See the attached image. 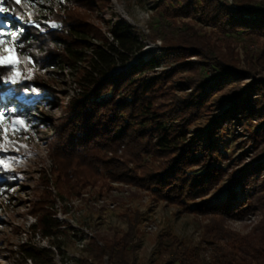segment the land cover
I'll list each match as a JSON object with an SVG mask.
<instances>
[{
  "label": "rangeland",
  "instance_id": "1",
  "mask_svg": "<svg viewBox=\"0 0 264 264\" xmlns=\"http://www.w3.org/2000/svg\"><path fill=\"white\" fill-rule=\"evenodd\" d=\"M233 4L234 0H21L20 4L4 0L9 11L0 13L4 29L0 264H24L21 248L50 246L52 239L40 234L44 217L60 224L53 238L57 246L52 248V264H105L106 257L96 260L93 250L120 236L129 224L136 231L135 264H164L155 255L162 235L190 250L197 247L199 264H214L211 248L218 241L213 234L244 235L261 223L264 167L243 184L252 198L250 209L240 217L188 208L225 196L242 169L264 164V108L239 114L230 110L233 98L244 96L240 91L248 87L255 89L249 92L252 98L264 103V32L230 31L228 11ZM120 21L143 44L126 67L150 57L158 64L138 76L139 82L150 80L145 93L151 103L140 116L128 118L133 138L127 142L113 141L109 133L91 138L87 125L98 122L90 118L75 122L69 106L83 90L80 82L89 51L76 45L81 59L55 65L62 53L50 40L56 34L70 39L68 27L73 24L87 33L83 37L87 42L101 44L108 29ZM21 28L23 33L14 39L10 32ZM25 33L36 37L27 42ZM219 65L225 68L221 74ZM159 124L175 142L168 149L155 145ZM204 140L216 144L208 154L220 152L214 155L218 169L206 182L205 195L193 199L181 195L178 203L162 198L150 186L151 180L179 153H196ZM199 151L198 164L186 169L179 165L183 173L193 176L207 170L206 151ZM118 174L142 178L141 185L118 181ZM234 188L231 194L240 190Z\"/></svg>",
  "mask_w": 264,
  "mask_h": 264
},
{
  "label": "trees",
  "instance_id": "2",
  "mask_svg": "<svg viewBox=\"0 0 264 264\" xmlns=\"http://www.w3.org/2000/svg\"><path fill=\"white\" fill-rule=\"evenodd\" d=\"M228 13L230 14L228 18V23L230 22L229 26L231 27H229L230 31L247 34L264 32V0L253 3L251 0H234V4ZM68 31L71 36L70 39L57 34L50 38L54 45L61 48L60 51L62 53L58 54L60 56L55 62L52 61L55 65H58L59 61H66L65 64H71L77 59H81L79 51L74 49L76 45H80L81 48H86L89 51L88 55H86V66L81 77L82 82H80L83 90L70 101V115L76 123L83 119L87 121L88 118L91 119L90 121L98 122L94 124V126L96 125L95 128L87 125L86 134L93 136L91 138L109 133L112 135L113 141L126 139L127 142L128 139L133 138L128 128V121H130L128 118L140 116L143 107L151 103L150 96L145 93V88L148 87L150 80L139 82L138 76L143 71L151 70L158 66L155 58L150 57L137 65L126 67L131 56L140 51L143 44L139 40L138 35L125 22L114 23L108 29V38L101 44H92L83 39L87 33L76 25L70 24ZM27 36L30 38L27 39ZM22 37L28 42V40H32L36 36L25 33ZM36 39L39 40V38ZM118 67H120L119 70H117ZM219 69V74L225 71L222 65H219ZM254 90L252 87L242 89L240 93L244 94V96L239 95L233 98L230 109L232 114L244 111L251 113L257 109L259 111L264 108V103H257L256 98H252L251 93H249ZM107 121L109 124L104 125L103 123ZM159 125L156 127L158 137L155 145L161 150L168 149L175 142H173V138L168 137L164 126ZM200 142L198 143L199 150L206 151L207 170L193 176H189V172L183 173L182 169L184 168H180L179 165H183L186 169L189 165L198 164L201 152L197 150L196 153H190L187 156L179 153L178 157L175 158L176 161H173L158 178L150 182V186L154 187L158 193H161L159 195L162 198L178 203L182 200L181 195L187 196L188 199L205 195V184L209 177L215 176L214 172L218 169L213 159L220 152L216 149L212 156L207 151L216 147L215 142L211 140ZM175 148H178V146L176 145ZM215 154L216 156H214ZM184 157L188 160H182ZM263 167V163L258 164V166L247 165L240 171L239 175L236 176L233 187L230 188V191L234 187L239 188L238 193L231 194L229 191L225 196L216 198L214 202H205L202 207L195 204L188 208L192 211L200 210L204 213H216L229 218L240 217L243 212L250 209L252 198V193L248 192L243 184L248 176L257 171L258 168ZM116 179L118 181H129L134 185L140 186L142 178L131 180V178H123L121 174H118ZM183 191L184 194L182 193ZM40 223L41 236L52 239L50 240L51 244L49 247L42 248H21L20 254L24 264H52V248L55 249L57 246L53 238L57 235L60 224L52 217H44L40 220ZM213 237L218 241V244L211 248L214 264H264V218L252 232L247 234L217 232L213 234ZM182 245L175 238L162 235L157 244L155 255L164 264H199L198 248L195 247L196 250L194 251L190 250L188 246L182 247ZM136 247V231L133 224H129L128 229L120 236L114 237L101 247L97 246L93 250V257L96 260H102L105 256V264H135Z\"/></svg>",
  "mask_w": 264,
  "mask_h": 264
},
{
  "label": "snow or ice",
  "instance_id": "3",
  "mask_svg": "<svg viewBox=\"0 0 264 264\" xmlns=\"http://www.w3.org/2000/svg\"><path fill=\"white\" fill-rule=\"evenodd\" d=\"M14 2L16 4H20L21 3V0H14ZM3 4H4V0H0V13H5V12H8L9 11V9L6 8V7H4ZM22 33H23V29L22 28L21 29H17L16 31L10 32L11 36L14 39H16V40L19 39V37H20V35ZM3 35H4V29L3 28H0V37H2ZM2 43H3V40L0 39V44H2ZM16 47H22V45L17 44ZM2 115L3 114H0V118H2ZM2 163H3V161H0V164H2Z\"/></svg>",
  "mask_w": 264,
  "mask_h": 264
}]
</instances>
